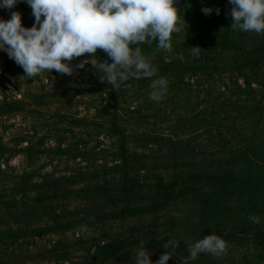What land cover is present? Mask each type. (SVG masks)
Masks as SVG:
<instances>
[{
    "label": "rangeland",
    "instance_id": "1",
    "mask_svg": "<svg viewBox=\"0 0 264 264\" xmlns=\"http://www.w3.org/2000/svg\"><path fill=\"white\" fill-rule=\"evenodd\" d=\"M84 2L26 0L0 9V197H13V190L17 191L13 182L20 177L38 182L57 179L68 195L51 202L46 210L19 209L16 217L26 221L43 215L69 225L55 233L47 232L43 224L38 228L20 226L16 233L25 238L9 248L13 231L6 224L7 214L0 211V264H56V258L61 260L59 264H89V255L98 241L156 228L180 249L156 256L138 247L130 264H264V246L256 251L227 239L228 234L220 231L221 225L201 218L204 210L194 202L125 223L112 216L105 222H85L93 212L116 211L107 195L89 196L96 183H106L114 191L118 188V140L109 131L110 119L124 125L130 151L149 166L165 163L178 148L188 155L183 168L190 171L201 162V152L221 143L233 146L250 136L246 109L250 99L246 94L250 92L244 86L245 79L252 83L251 89L263 94L264 69L247 72L245 79L231 73L211 78L190 73L179 85L165 78H158L150 86L129 84L124 86L118 116L105 110L107 118L102 119L99 109L101 105L110 108L108 97L100 90L85 92L98 81L96 66L100 58L88 35L83 34L86 26L48 24L46 19L54 17L55 11L79 8ZM240 2L244 14L232 29L234 41L246 47L264 44V0ZM156 23L171 26V36L189 34L192 46L197 42L196 32L187 30L184 14L178 10L163 12L153 25ZM138 25L129 18L115 24L119 28L108 25L106 33L112 32L116 41H125L148 31L147 26L139 29ZM77 43L87 47L77 48ZM171 43L157 55L179 58L186 49L173 48ZM186 55L191 60L196 58L191 52ZM122 59L132 57L127 52L118 53L121 68ZM252 121L254 124L257 120ZM174 138L179 140L177 145ZM141 175L149 177L151 173ZM226 221L228 227H247L244 216Z\"/></svg>",
    "mask_w": 264,
    "mask_h": 264
},
{
    "label": "trees",
    "instance_id": "2",
    "mask_svg": "<svg viewBox=\"0 0 264 264\" xmlns=\"http://www.w3.org/2000/svg\"><path fill=\"white\" fill-rule=\"evenodd\" d=\"M16 1L26 0H0V9L10 8ZM81 1L85 2L79 8L55 11L54 17L47 16L46 19L48 24L58 22L72 26L79 23L86 26L83 34L88 35L89 41L100 53V58L96 66L98 81L85 92L93 94L100 90L102 95L108 97L107 105L110 108L101 105L99 109L102 119L107 118L105 110L118 116L124 86L129 84L150 86L158 78H165L170 84L178 82L179 85L183 84L185 76L190 73L207 78L231 73L245 79L247 72H260L264 69V44L246 47L240 41H234L232 29L244 14L240 0ZM173 9L184 14L187 30L196 32L197 42L194 46L189 44L192 41L189 34L171 36L168 34L171 26H161L159 23L153 25L158 15ZM129 18L139 22V29L147 26L148 31L145 34L137 33L134 38L125 41H116L112 32L106 33L108 25L116 29L119 27H114L115 24ZM169 42H173V48L186 49L179 58L173 59L163 53L157 55L158 50L167 47ZM76 47L83 48L87 45L77 43ZM120 52H127L132 57L131 60L122 59V68L117 61ZM186 52L194 53L195 60H191ZM244 86L250 92L246 94L250 97L246 103L250 136L243 137L242 141L233 146L221 143L211 150L207 148L208 150L201 152V162L190 171L183 168L188 155L184 150L177 151L178 148L173 149L174 155L169 156L165 163L149 166L140 155L130 151L129 136L124 125L116 119H110L109 131L118 140V188L114 191L106 183H96L91 190L94 193L90 194V191L87 195L98 198L107 195L116 211L105 214L93 212L84 219L85 222H101L112 216L116 221L125 223L129 219L141 220L147 214H160L182 203L194 202L204 210L201 218H209L216 226L221 225L220 231L224 230L228 234L227 239L240 242L239 245L246 249L263 250L264 229H261L260 222L264 219V126L261 129L260 122L264 121V93L251 89L252 83L248 79H245ZM259 95L261 98H258ZM255 119L257 121L252 124ZM174 139V143H178L179 140ZM143 172L151 173V176L141 175ZM144 177L147 178L142 179ZM13 183L17 187V191L13 190V197H0V211L7 214L9 220L6 224L13 231L9 248H14L17 242L25 238L16 233L15 229L20 226L37 227L43 224V228L50 233L69 226L59 223L55 218H43V215L32 216L26 221L16 217L19 209L46 210L51 202L68 195V191L64 189L66 187L59 180L44 179L38 182L20 177L19 181ZM75 184L77 183H71L70 186ZM16 192L21 195V199H18ZM244 205L247 209L243 208ZM14 216L17 221H13ZM240 216H244L247 227L236 224L228 227L226 220ZM49 224L53 226H48ZM157 230L158 228L152 232H129L100 240L94 246L93 253H90L87 263L130 264L138 247L140 250H149L150 254L156 256L173 254L180 249L181 246L164 238L162 232ZM60 261L57 258L54 260L56 264Z\"/></svg>",
    "mask_w": 264,
    "mask_h": 264
}]
</instances>
